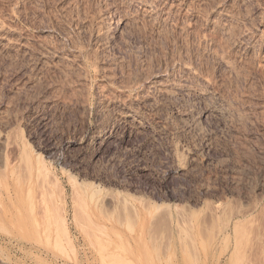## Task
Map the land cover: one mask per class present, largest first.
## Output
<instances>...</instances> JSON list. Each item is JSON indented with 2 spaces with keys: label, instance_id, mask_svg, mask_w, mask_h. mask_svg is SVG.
Returning <instances> with one entry per match:
<instances>
[{
  "label": "rangeland",
  "instance_id": "1",
  "mask_svg": "<svg viewBox=\"0 0 264 264\" xmlns=\"http://www.w3.org/2000/svg\"><path fill=\"white\" fill-rule=\"evenodd\" d=\"M0 21V264H109L97 236L133 264H232L243 217L206 251L197 221L255 200L264 219V0H0Z\"/></svg>",
  "mask_w": 264,
  "mask_h": 264
},
{
  "label": "bare ground",
  "instance_id": "2",
  "mask_svg": "<svg viewBox=\"0 0 264 264\" xmlns=\"http://www.w3.org/2000/svg\"><path fill=\"white\" fill-rule=\"evenodd\" d=\"M5 25L3 24V22H1L0 21V36H2V35H5V33H6V31L9 29V28H7V27H4ZM7 28V29H6ZM3 38V37H2ZM4 38H6V37H4ZM2 40V39H1ZM166 87V86H165ZM162 88V87H161ZM167 89V88H166ZM164 90H165V88H164ZM167 92V91H166ZM126 108V107H125ZM124 108V109H125ZM128 109V108H127ZM128 112H130V111H123V112H120V113H123V115L124 116H129V113ZM131 113V112H130ZM131 115V114H130ZM122 116V115H121ZM133 116V115H132ZM124 118V117H123ZM140 124V123H139ZM8 135V134H7ZM4 136H5V134H4ZM2 137V136H1ZM8 140V141H7ZM11 140V139H10ZM13 140V142L15 143V141H14V139H12ZM11 143H13L12 141H10ZM9 142V139H8V137L7 138H5V137H2V138H0V150L1 149H6L7 148V146L8 145H10V144H8V143H10ZM17 142V141H16ZM16 144H18V143H16ZM14 146H16V145H14ZM13 146V147H14ZM18 147V146H17ZM174 148V147H173ZM172 148V149H173ZM2 152H3V150H2ZM23 154V153H22ZM26 154V153H25ZM23 156H25L26 157V159H25V157H23ZM21 155V157H23V161H22V159H21V157H20V161H22L21 163H23V164H25L27 161V155ZM184 159V158H183ZM41 162V161H40ZM186 162H187V160H186ZM2 163H4V161H2ZM28 165L27 164H25L26 166H27V168L28 167H30V165H29V160H28ZM43 163V162H42ZM42 163H40L41 165H42ZM180 163V162H179ZM23 164H20V166L22 165V166H24L25 168H24V170H25V172H27L26 171V166L25 165H23ZM180 165V164H179ZM182 165V164H181ZM4 166V168H5V170L7 169V168H9L10 167V165H9V162H5L4 163V165H2V167ZM16 166H17V164H16ZM21 166V167H22ZM185 166V165H184ZM20 167V168H21ZM45 167V166H44ZM17 168V167H16ZM29 169V168H28ZM3 170V169H2ZM1 170V171H2ZM21 170V169H20ZM22 170H23V167H22ZM23 170V171H24ZM36 171H37V173L35 172V176H36V182H38V183H36V184H38V187H39V192H40V195L41 196H49L50 195V193H49V191L48 190H46V188H45V181L47 180L48 182H49V180L47 179V177L48 176H50L49 174H50V172L48 173V172H46V170L43 168V166H40L39 165V167L36 169ZM3 173H0L1 175H2V177H5L6 176V171L4 172V170L2 171ZM17 172V171H16ZM22 173V171L20 172V174ZM24 173V172H23ZM48 173V174H47ZM19 174V175H20ZM25 174V173H24ZM28 174H29V172H28ZM37 174V175H36ZM17 175V174H16ZM25 176H27L26 174L24 175V177ZM17 177V176H16ZM15 177V178H16ZM20 177V176H19ZM14 178V179H15ZM21 178H22V180H24L23 179V177L21 176ZM35 178V177H34ZM50 178H52L51 176H50ZM17 179V178H16ZM1 180V179H0ZM51 180H53V179H51ZM18 182V181H17ZM52 181H50V183H51ZM55 182V181H54ZM81 184V183H80ZM4 185H5V183H4ZM7 185V184H6ZM5 188L7 187V186H4ZM82 188V187H81ZM89 188V187H88ZM60 189V188H59ZM8 190V189H7ZM77 190V189H76ZM82 190V189H81ZM83 190H84V188H83ZM82 190V191H83ZM85 191V190H84ZM91 191H95V193H97V191L96 190H91ZM10 192V191H9ZM10 194V193H9ZM60 194H61V190H60ZM59 194V195H60ZM79 196H80V199L81 200H83L84 198L82 197V195H80L79 194V192L77 193ZM76 193H75V195H77ZM83 194H85L84 192H83ZM94 194V193H93ZM17 195L19 196L20 195V193L19 192H17ZM86 195V194H85ZM89 196H90V198L93 196H91V192H90V194H88ZM62 196H63V194H62ZM62 196H61V198H62ZM78 196V197H79ZM103 197V196H102ZM111 197V196H110ZM77 198V197H76ZM97 198H98V196L95 198V200H97ZM113 198V197H112ZM79 198L77 199V201H75L77 204H78V201H79V203H81V200H80ZM100 199V198H99ZM106 199V198H105ZM63 200V199H62ZM61 200V201H62ZM112 200V199H111ZM111 200H108L109 202L111 201ZM118 200H119V198H118ZM100 201V200H99ZM113 201V200H112ZM111 201V202H112ZM256 201V200H255ZM250 202V204H246L247 205V208H245V209H243L242 207H240V208H242V209H239V207L238 208H236L235 206V209L234 208H232V209H229V210H224V206H223V208L221 207V210L222 211H220L219 209H218V212L220 211V212H223V216H221V218H220V224H218L216 221H215V218L213 217L214 216V213H215V211H213L212 210V208L214 209V207H211L210 205V207L208 206V208L210 209H206V210H209L208 212H209V214H208V212L206 211V216L204 217V216H201L199 219H198V221H197V225H198V228H199V230L198 231H200V233L199 234H201V236H203V235H205V233H207L208 231H210L211 233H210V235H208V239L206 240V242L205 243H203V247L202 248H204V250L206 251V247H208V246H210L212 243L211 242H213V241H215V240H219L221 237H222V239L223 240H227V237L226 236H224V232L225 233H227L228 232V229H229V227H231L230 226V221L234 218V217H238V216H241V217H243L242 219V221L240 220V219H237V220H239V221H236L235 220V222H234V226H233V232H234V248H233V252H232V254H234V262L232 263V264H264V219H261L259 216L261 215V214H259V215H256L258 212H256L255 211V208H256V206H257V203L256 202ZM83 202L85 203V199L83 200ZM102 202V200L100 201V206H102L101 204H103V202ZM114 202H115V199H114ZM121 202V201H120ZM123 202V201H122ZM121 202V203H122ZM105 203V202H104ZM113 203V202H112ZM111 203V204H112ZM118 203V202H117ZM121 203L120 204H118L117 206H121ZM124 203V202H123ZM147 203V202H146ZM205 203V202H204ZM76 204V207L79 205H77ZM95 203H93V205H94ZM210 204V203H209ZM81 205V204H80ZM80 205L78 206V208H75L76 210H78L79 209V207H80ZM83 205V204H82ZM86 205V204H85ZM114 205V204H113ZM116 205V204H115ZM115 205H114V207H115ZM145 205H147V204H145ZM228 205V204H227ZM226 205V206H227ZM239 205V204H238ZM47 206V205H46ZM108 206V205H107ZM111 206V205H110ZM116 206V207H117ZM128 206V205H127ZM143 206V208H144V205H142ZM167 206V205H166ZM204 206H205V204H204ZM220 206V205H219ZM222 206V205H221ZM241 206V205H240ZM83 207V206H82ZM118 207V208H119ZM125 207V206H124ZM130 207V206H129ZM146 207V206H145ZM183 207V206H182ZM185 207V206H184ZM188 207V206H187ZM228 207H230V206H228ZM228 207H227V209H228ZM232 207V206H231ZM260 207V206H259ZM101 208V207H100ZM118 208H117V211L119 212V217H120V219H121V217L123 216L124 217V213L121 215V211H123L122 209H120V208H122V207H120L119 209L120 210H118ZM148 208V207H147ZM154 208H157V205H156V207L154 206ZM215 208H216V205H215ZM220 208V207H219ZM226 208V207H225ZM43 209V212H41L42 214L43 213H45L44 212V208H42ZM104 209H106L105 208V206H104ZM104 209H103V206H102V210L101 211H104ZM110 209V208H109ZM162 209V210H161ZM161 209H159L158 211L159 212H161V211H163V210H165L166 212H167V209H168V207H167V209H166V207H164V208H162L161 207ZM180 209V208H179ZM189 209V208H188ZM187 209V211H185V210H183V211H185V212H187L188 213V210ZM52 213L54 212V214H52L53 216L55 215V211H54V209L52 208ZM61 210V209H60ZM75 210V211H76ZM79 210H81V209H79ZM108 210V209H107ZM107 210H105V216H104V213H103V217L104 218H106V214L108 213L109 214V212H111L110 210H109V212H107L106 213V211ZM132 210H134V209H132ZM155 210V209H154ZM161 210V211H160ZM205 210V209H204ZM213 212H212V211ZM214 210H216V209H214ZM83 210H81V213H79L80 211H77L78 212V214H84V211L82 212ZM98 211H99V209H98ZM176 211V210H175ZM174 211V212H175ZM256 212V214H254L255 212ZM261 211V210H260ZM77 212H76V215H77ZM117 212V213H118ZM130 212V211H129ZM146 212H147V209H146ZM164 212V211H163ZM163 212H161V213H159V214H157L158 216L161 214V216L163 217V218H161L160 216L158 217V216H155L156 214H154L153 215V217H156V219H157V221H156V219H155V221L153 220V221H151L150 220V223L151 222H153V223H155L154 224V228L152 227V225L150 226V228L149 229H152V233H153V231H154V233L155 232H157V231H155L154 229H156L157 228V230H158V228L160 229V231H161V227L163 228V226H165L167 223H165L166 221L168 222V223H170V221H169V219L166 217V215H167V213H165V218H166V220L164 219V213ZM194 212H196V211H194ZM254 212V213H253ZM58 211H57V214L56 215H58ZM114 213H116V210H115V212ZM116 213V215H117V218H118V214ZM126 213L128 214V212H127V209H126ZM155 213H157V212H155ZM183 214H184V212H182ZM182 213H179L178 215H179V217L178 218H181L183 215H182ZM205 213V212H204ZM259 213H261V212H259ZM37 214V213H36ZM41 214V215H42ZM132 214V216H135V215H133V214H135V211H134V213H129L128 215L129 216H127V218L128 219H130V221H131V223H133V222H135V221H132V220H134L130 215ZM175 214H177V213H175ZM181 214V215H180ZM220 214H222V213H220ZM41 215H39V216H41ZM86 215V218L84 217ZM187 215H190L189 213L187 214ZM216 215H218V213L216 214ZM74 216H75V214H74ZM84 216L82 215H80V217L82 218V220L84 219V224H83V221L81 220L80 221V217H78V216H76L77 218V220H78V222L80 223H78L77 222V224L78 225H80L81 226V223L83 224L81 227H82V229L84 228V230H88V229H91V228H89V224H91L92 226H95V227H97V229H99L98 227H100V225L98 224L97 225V223H95V221H92V219H91V217H89V216H87V213H85L84 214ZM168 216V215H167ZM169 216H170V214H169ZM168 216V217H169ZM220 216V215H219ZM62 217V216H61ZM108 217V216H107ZM111 217V216H110ZM116 217V216H115ZM122 217V219L124 220V218ZM136 217H137V215H136ZM176 217H177V215H176ZM187 217V216H186ZM186 217H182V218H185L184 219V222L186 223V224H188V225H190L191 223L187 220V219H190V218H186ZM48 218V217H47ZM117 218H115L116 220L115 221H117V220H119V219H117ZM159 218V219H158ZM181 218V219H182ZM244 218H245V221H244ZM40 219H42V216L40 217ZM59 218H57L56 220L55 219H53L54 221H52L53 222V225H54V223H56V224H58V222H57V220H58ZM62 219H64V218H62ZM107 219V218H106ZM168 219V220H167ZM217 219V218H216ZM43 220V219H42ZM108 220V219H107ZM122 220V221H123ZM179 221H178V223H180V222H182V223H180V225H179V227L181 226V225H183L184 224V222L183 221H180V219H178ZM186 220V221H185ZM60 221L62 222V220L60 219ZM59 221V222H60ZM64 221V220H63ZM121 220H120V222L118 221V224H120V225H122L121 224V222H122ZM127 221H129V220H125V222H127ZM171 221H173L172 219H171ZM176 221V220H175ZM174 221V222H175ZM189 223H188V222ZM242 222V224H240L241 222ZM243 221H244V223L246 222V224H244V225H246V227H244L243 228ZM60 222V223H61ZM41 223H42V221H41ZM46 223H49L48 222V219L47 220H45V227H44V229H47L46 231H48V228H46V226H47V224ZM128 223V222H127ZM130 223V222H129ZM128 223V224H129ZM131 223H130V227H132L131 226ZM86 224V226H88L87 228H85L84 227V225ZM95 224V225H94ZM175 224V223H174ZM49 225V224H48ZM59 225V224H58ZM61 225V224H60ZM60 225H59V227H60ZM76 225V224H75ZM178 225V224H177ZM176 225V226H177ZM188 225H186L185 227L186 228H188ZM80 226H78V227H80ZM170 226V224H168V225H166L165 227H169ZM172 226V225H171ZM175 226V225H174ZM176 226H175V228H176ZM242 226V227H241ZM48 227V226H47ZM62 227V226H61ZM95 227H93V229L95 228ZM165 227L163 228V229H165ZM183 227V226H182ZM182 227H180V229L182 228ZM185 227H183V228H185ZM192 227V226H191ZM55 228V227H54ZM101 229H104L103 228V225H101V227H100ZM189 228H190V226H189ZM57 229H59V232H60V228H58L57 227ZM63 228H61V230H62ZM64 229H66V228H64ZM80 229V228H79ZM96 229V230H97ZM130 229V228H129ZM162 229V230H163ZM166 229H168V228H166ZM172 229H173V227H172ZM191 229V228H190ZM67 230V229H66ZM86 230V231H87ZM130 230H132V229H130ZM169 230H171L170 229V227H169ZM187 230H189V229H187ZM82 231V230H81ZM98 231H100V230H97L96 232H98ZM151 231V230H150ZM150 231H148V232H150ZM160 231H158L159 232V234H155V235H160ZM164 231V234H168L167 235V237L165 236V237H163V236H161V237H163L164 238V241H165V244H168V242H166V239H167V241L169 240V236H170V234L169 233H171V231L170 232H166L165 233V231L166 230H163ZM163 231H162V234H163ZM168 231V230H167ZM174 231H176V233H179V231H178V229L176 228V230L174 229ZM65 232H67V231H62V237H63V235H64V238H65V240L68 238L67 237V235L68 234H64ZM93 232V231H92ZM182 232H183V230H182ZM185 232V231H184ZM187 232V231H186ZM190 232V230L187 232V233H189ZM83 234H84V232H82ZM86 233V232H85ZM91 230H89V233L87 232L86 234H84V235H86V238L88 237L87 236V234L89 235V237H92V235L91 234H93V233H91ZM103 233V232H102ZM101 232H100V234H102ZM152 233H150V236H151V238H152V235L154 234H152ZM181 233V232H180ZM179 233V234H180ZM187 233H184L183 235L184 236H186L187 235ZM209 233V232H208ZM48 235V233L46 232L45 233V235ZM105 234V233H104ZM152 234V235H151ZM178 234V235H179ZM91 235V236H90ZM94 235V234H93ZM103 235V234H102ZM108 234H105V236H107ZM155 235H154V237H155ZM177 235V234H176ZM190 235L191 234H189V237L187 238V240H189L190 241V239L189 238H191L192 237V235H191V237H190ZM95 236V235H94ZM180 236V235H179ZM188 236V235H187ZM47 237V236H46ZM98 237V236H97ZM97 237H94L93 238V240L95 239V241H94V244H95V246L97 247L98 246V248H99V251H100V254L102 255V258L105 260V261H108L109 262V264H123L126 260V262H129L130 260L129 259H126V260H124L123 259V255L121 254V253H116V252H114V253H112L111 251H110V249H111V247H112V243H111V241H110V239H108V240H106V239H100V238H97ZM109 237V236H108ZM153 237V238H154ZM160 236H158V238H159ZM177 237V236H176ZM110 238V237H109ZM163 238H161V239H163ZM166 238V239H165ZM179 238V237H178ZM185 238V239H186ZM203 238H205V236H203ZM45 239H48V238H45ZM179 239H181V238H179ZM11 240V239H10ZM67 240H69V239H67ZM66 240V241H67ZM86 240H88V239H86ZM90 240V239H89ZM153 240V239H152ZM155 240V239H154ZM158 240V239H157ZM191 240H193V238L191 239ZM233 240V239H232ZM182 241V240H181ZM229 241H231L230 239H229ZM11 242V241H10ZM159 242V241H158ZM182 242H184V241H182ZM192 242V243H191ZM193 242L194 241H190L189 242V244H193ZM69 243L71 244V241L69 240ZM90 243H92L91 241L89 242V244ZM161 243H164L163 241L161 242ZM186 243H187V241H186ZM164 244V245H165ZM178 244H181V246L183 247V245H182V243H180V242H178ZM195 244V243H194ZM193 244V245H194ZM90 245H93V243L92 244H90ZM163 245V244H162ZM163 245V246H164ZM169 245V244H168ZM73 246V245H72ZM162 246V247H163ZM166 246L167 245H165L164 246V249L166 248ZM190 246V245H189ZM24 247V246H23ZM181 247V248H182ZM219 247H220V244H219ZM88 248V247H87ZM168 248V247H167ZM166 248V249H167ZM189 248V247H188ZM191 248H193L192 247V245H191ZM196 248V247H195ZM195 248H193V250H195ZM230 248V247H229ZM85 249V248H84ZM89 249V248H88ZM179 249V248H178ZM183 249V248H182ZM190 249V248H189ZM188 249V251H190ZM187 250V249H186ZM190 251V252H192L191 253V255L193 254H195L196 252H194V251ZM166 251V250H165ZM184 252V251H183ZM194 252V253H193ZM167 257V256H166ZM194 257H197L198 258V255L197 256H195L194 255ZM101 258V257H100ZM193 258V257H192ZM158 259V258H157ZM196 259V258H195ZM194 258H193V260H195ZM168 260L169 259H167V262H168ZM175 261V260H174ZM197 261V259L195 260V262ZM7 262V261H6ZM101 262V261H100ZM125 262V263H126ZM131 262V261H130ZM194 262V261H193ZM218 263H220V259H218V261H217ZM0 263H1V261H0ZM102 263V262H101ZM124 263V264H125ZM132 263V262H131ZM198 263V262H197ZM3 264V263H2ZM7 264V263H6ZM103 264V263H102ZM106 264V263H105ZM133 264V263H132ZM195 264V263H194Z\"/></svg>",
  "mask_w": 264,
  "mask_h": 264
}]
</instances>
